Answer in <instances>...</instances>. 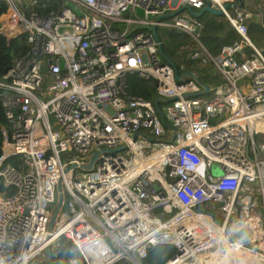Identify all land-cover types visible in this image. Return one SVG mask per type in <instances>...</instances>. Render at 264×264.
I'll return each instance as SVG.
<instances>
[{
  "label": "built area",
  "instance_id": "obj_1",
  "mask_svg": "<svg viewBox=\"0 0 264 264\" xmlns=\"http://www.w3.org/2000/svg\"><path fill=\"white\" fill-rule=\"evenodd\" d=\"M2 3L0 34L28 47L0 78V264H45L62 236L79 253L70 264H142L158 244L177 250L165 264H264V49L246 24L260 5ZM206 3L239 36L216 55L186 9ZM154 26L191 36L192 59L224 81L206 93L163 60ZM128 73L154 80L155 102L127 93Z\"/></svg>",
  "mask_w": 264,
  "mask_h": 264
},
{
  "label": "trees",
  "instance_id": "obj_2",
  "mask_svg": "<svg viewBox=\"0 0 264 264\" xmlns=\"http://www.w3.org/2000/svg\"><path fill=\"white\" fill-rule=\"evenodd\" d=\"M241 2L249 8L260 5L264 9V1L261 0H250V2L249 0H241ZM5 7L6 4L2 3L0 13L5 10ZM261 13L260 17L252 16L246 21V24L251 41L257 47L264 49V11ZM199 20L201 21V28L196 37L210 55H216L222 46L231 45L239 39L238 34L223 15L205 12L199 17ZM155 31L161 42L163 60H170L177 70L183 66L184 72L195 73L202 85L215 87L224 81L212 62L204 63L201 59H192L193 52L197 51L199 47L191 36L164 26H157ZM27 47L24 34L9 41L0 34V78L17 58L26 53ZM125 84L127 93L132 96L142 97L151 102H155L157 99L155 82L152 79L145 80L138 78L135 73H128L125 77ZM2 126L7 127L8 123L0 102V153L3 141ZM9 161L18 165L19 159L15 158ZM206 211L212 212V208ZM176 253L177 250L173 245L158 244L147 250L145 257L142 258V264H165ZM47 256L45 264H70L69 260L78 258L79 253L73 243L62 236L49 248ZM76 264L82 263L78 260Z\"/></svg>",
  "mask_w": 264,
  "mask_h": 264
},
{
  "label": "water",
  "instance_id": "obj_3",
  "mask_svg": "<svg viewBox=\"0 0 264 264\" xmlns=\"http://www.w3.org/2000/svg\"><path fill=\"white\" fill-rule=\"evenodd\" d=\"M230 6V4H225L224 5V8H228ZM186 9L192 14V15H194V16H196V17H200L203 13H205V12H209V13H212V14H215V15H222V10L221 9H216V8H213V7H211L210 6V4L209 3H206L202 8H200L198 11H194L190 6H187L186 7ZM180 11V9L179 10H177L176 12H174V13H177V12H179ZM163 16H159L158 18H157V20H159V19H161ZM156 28H155V26L152 28V31L154 32V35H155V37H157V35H156ZM174 65V64H173ZM177 76V75H176ZM204 87V90L205 91H207V89H208V86L207 85H204L203 86ZM158 109V111H159V108H157ZM159 113H160V116H161V118H162V120H163V122L165 123V119H164V116L162 115V113L159 111ZM58 189H60V185L58 186ZM61 203H62V196H61V194L58 196V202H57V208L59 207V206H61ZM55 212H56V210H55ZM53 218L54 217H52V220H53Z\"/></svg>",
  "mask_w": 264,
  "mask_h": 264
},
{
  "label": "rangeland",
  "instance_id": "obj_4",
  "mask_svg": "<svg viewBox=\"0 0 264 264\" xmlns=\"http://www.w3.org/2000/svg\"><path fill=\"white\" fill-rule=\"evenodd\" d=\"M244 1H247V0H244ZM261 1H264V0H261ZM249 2H250V0H249ZM263 3H264V2H263ZM253 4H254V3H253ZM125 25H126V23H125ZM136 26H137V25H131V26H129V27H130V28H136ZM138 28H141V29H142L143 27H142V26H139ZM197 47H201L199 43L197 44ZM203 97H205V96H203Z\"/></svg>",
  "mask_w": 264,
  "mask_h": 264
},
{
  "label": "crops",
  "instance_id": "obj_5",
  "mask_svg": "<svg viewBox=\"0 0 264 264\" xmlns=\"http://www.w3.org/2000/svg\"><path fill=\"white\" fill-rule=\"evenodd\" d=\"M215 68H216V67H215ZM216 70H217V68H216ZM217 71H218V70H217ZM218 73H219V71H218ZM219 74H220V73H219ZM200 85H202V84H200ZM204 85H205V84H203V86H204ZM207 86H208V85H207ZM209 88H212V87H209V86H208V89H209ZM208 89H207V91L204 90V92L207 93V92H208ZM203 96L207 97V95H203ZM199 97H201V96H199Z\"/></svg>",
  "mask_w": 264,
  "mask_h": 264
},
{
  "label": "bare ground",
  "instance_id": "obj_6",
  "mask_svg": "<svg viewBox=\"0 0 264 264\" xmlns=\"http://www.w3.org/2000/svg\"><path fill=\"white\" fill-rule=\"evenodd\" d=\"M169 264H175L174 262H170ZM186 264H188V263H186ZM199 264H206V263H199Z\"/></svg>",
  "mask_w": 264,
  "mask_h": 264
}]
</instances>
